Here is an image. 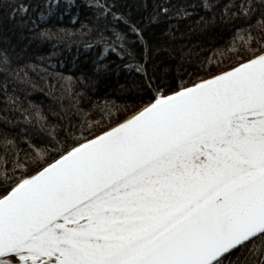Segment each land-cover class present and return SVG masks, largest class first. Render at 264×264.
<instances>
[{
    "label": "snow or ice",
    "instance_id": "snow-or-ice-1",
    "mask_svg": "<svg viewBox=\"0 0 264 264\" xmlns=\"http://www.w3.org/2000/svg\"><path fill=\"white\" fill-rule=\"evenodd\" d=\"M0 264H264V0H0Z\"/></svg>",
    "mask_w": 264,
    "mask_h": 264
},
{
    "label": "trees",
    "instance_id": "trees-1",
    "mask_svg": "<svg viewBox=\"0 0 264 264\" xmlns=\"http://www.w3.org/2000/svg\"><path fill=\"white\" fill-rule=\"evenodd\" d=\"M206 47L210 48L211 45L207 44ZM73 50H75V45H73ZM239 55H241L240 51H232V52L223 51V54H221L220 52H212V51L205 52L199 58L200 60H202L203 66L202 67H195L194 65L190 66L189 72L193 76L207 74L210 71H215L217 68L222 67L225 64H228L229 62H231V60H233L235 57H238ZM69 59H70V56H69ZM70 67L71 65L68 62H66L64 65V68L58 69V70L67 71ZM184 78L185 76L180 77L181 80H183ZM76 91H80V87H77ZM107 91H108L107 87H104L98 84L95 89V94L93 95V93L89 92V95L92 96V99L94 100L97 98L100 100H103L104 94ZM46 92H47V89H44L41 86L40 88H38L36 91L32 93V95L30 96V99L35 104L39 105L43 109L45 115L49 116V119H52V117L48 113L49 104H58L61 102L68 104L70 101L67 98L64 99L63 101H60L59 99H57L56 101H52L45 94ZM125 114L126 113L123 112V106H121L120 109H114L110 114H106L105 119H101L100 115L97 113H93L90 119L92 123L96 127L99 128V127L104 126L108 122H114L115 120H117L118 118H120L122 115H125Z\"/></svg>",
    "mask_w": 264,
    "mask_h": 264
}]
</instances>
